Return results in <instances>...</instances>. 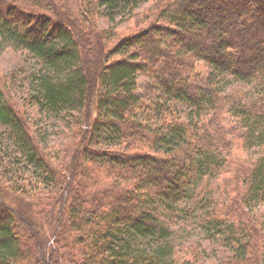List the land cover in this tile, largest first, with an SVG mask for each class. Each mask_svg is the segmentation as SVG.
I'll return each mask as SVG.
<instances>
[{
  "label": "trees",
  "instance_id": "16d2710c",
  "mask_svg": "<svg viewBox=\"0 0 264 264\" xmlns=\"http://www.w3.org/2000/svg\"><path fill=\"white\" fill-rule=\"evenodd\" d=\"M216 2L223 10L210 11ZM135 4L0 0V51L35 61L32 100L80 135L71 147L43 146L27 113L4 100L8 76L0 78V122L15 149L0 166V264H201L188 246L163 240L180 212H195L186 200L210 175L236 180L224 179L226 199L208 213L203 253L220 245L231 254L224 264H264V154L240 152L264 147V0H162L147 27L108 44L99 16L115 30ZM76 30L93 42L87 57ZM140 75L154 90L148 99L137 92ZM26 171L38 192L63 195L51 228L48 215L34 225L33 200L16 192Z\"/></svg>",
  "mask_w": 264,
  "mask_h": 264
},
{
  "label": "rangeland",
  "instance_id": "374dc122",
  "mask_svg": "<svg viewBox=\"0 0 264 264\" xmlns=\"http://www.w3.org/2000/svg\"><path fill=\"white\" fill-rule=\"evenodd\" d=\"M135 2L136 4L134 6L136 8V14L133 15V17L129 20H126L125 17H122V14H118L116 21L122 22V24H120L115 30L112 29V22L107 15L101 14V16H99V25L97 30L102 32L108 44L114 45L116 41L122 40L126 36L132 35L137 31L147 27L155 19L154 16L157 12V5L161 7L164 5L162 4V0H157V2L156 0H134V3ZM218 7V3L216 2L213 6L210 5L209 10L219 11L220 8L221 10H223V6H221L220 8ZM198 9L200 11L199 16L201 17L202 15H204L205 10L202 11L201 8ZM82 33L83 30H76L75 36L76 38H78V42L81 45V53L85 54L84 56L87 57V54L92 53L93 51V47L91 46L93 42L92 40H89L90 38L88 39L86 34L85 36ZM113 33H115V36L111 37ZM87 49L88 51H86ZM26 58L27 56L25 53L15 50L14 48L9 47L4 49L3 51H0V78L5 79V77L8 76V78H6L7 82H5L6 86L3 88L4 100L16 104V107H18L20 110H24V112L27 113L29 121L31 122V131L34 133V130H36L38 131V134L42 133L41 136L44 139L43 146H48L54 151H56L58 148L63 149L68 145H70L71 147V139L73 135L80 139V135L76 134L77 131L74 130V134L73 132H71V128L63 124L61 120H52V118L49 119L45 114L40 112L38 106L32 100V96L30 95L31 91L28 87L29 81L31 79L30 77L32 73V66H34L35 61H27ZM208 68L209 67L205 66L204 64L200 66L199 71L201 77L207 76L209 72ZM146 82L147 77L145 75H140L138 77L137 92L140 94V98L142 99L150 98L151 93H153L154 91L146 86ZM253 87L251 86L247 88L250 92H253ZM180 109L182 110L181 107ZM248 148L249 149L247 151L241 150L240 152L246 153L247 157H249V154L253 157H259V155L264 154V147L254 146L252 148ZM9 152H11L10 156L8 155ZM14 154L15 149L8 137V128L0 122V155L3 158V160L0 161V166L5 159L9 162ZM68 156V153H61L60 157L57 159L61 161L64 160V158H68ZM12 167L15 168V166L13 165L9 166L5 170V174H1V176L4 175L5 177H8L9 174L13 171ZM0 168L2 169L3 165ZM23 175L26 176L27 180L18 181L21 190H17L16 192L25 197H30V199L33 200V203L36 206L37 210L36 218L33 221L34 225H38V227L41 225L45 226V223H47V218H45V215H48V224L51 228L57 223V221L52 220L53 218L57 219L58 217L57 211L59 209L57 204L60 202L61 209L62 200H64L60 189L59 192L54 190L52 195H47L43 190L38 192L36 190L37 187L34 189L35 186L31 184V182L34 183L35 177L32 176L31 173L29 174L28 171L23 173ZM224 179L226 184H232L235 182L236 177L234 175H225L224 178H219L218 176L210 175L205 177L198 183V185L193 189L192 196L186 200L187 206L190 209H192V207H195V212L193 213L184 211L178 214L177 220H180L181 222H179L174 227L171 236L163 240V245H166L167 243L171 246V248L172 246H174V248H178L186 245L188 246L187 252H193L199 255L197 256V258L201 260L199 261V263L224 264V262L228 259V255L230 253L228 254L223 246L215 245L214 251H208L205 252V254L203 253V248H200L201 244L203 247L207 248L212 245L211 241L205 239V237L208 235L207 223L209 222L210 226H214V223L210 221L211 219L208 213L211 214L212 210L218 207L226 199V192L222 187ZM219 186L222 187V190ZM98 189L100 190V188ZM57 199H59V201L55 205L54 202L57 201ZM42 210L45 211L40 213L39 211ZM26 224L28 225V227L32 228V225H29L27 222ZM65 224L67 225V220L65 221ZM223 225L224 232H218V236L226 233L227 226L225 224ZM254 225L260 227L258 223H255ZM59 228L60 227H58L57 230ZM215 229L216 228L214 227V229L210 231H212L213 233L215 232ZM26 237L29 240L27 244L33 246L34 239L31 238L30 240V235H26ZM22 239L23 238H21V240ZM35 251H37L36 248Z\"/></svg>",
  "mask_w": 264,
  "mask_h": 264
}]
</instances>
